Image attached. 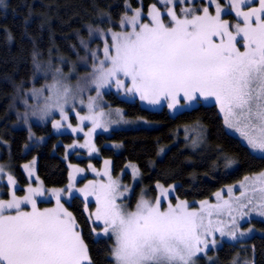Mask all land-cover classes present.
<instances>
[{
  "label": "snow or ice",
  "instance_id": "6c2138e0",
  "mask_svg": "<svg viewBox=\"0 0 264 264\" xmlns=\"http://www.w3.org/2000/svg\"><path fill=\"white\" fill-rule=\"evenodd\" d=\"M161 2L171 4L173 0ZM230 3L236 16L243 19V26L234 25L235 32L230 30L228 21L221 19L219 3L215 15L209 13L207 6L202 10L186 7L180 10L181 18L174 8H168V23L155 6L149 12L150 24L139 22V10L131 17L125 16L121 24L131 25L132 30L112 33V43H105L104 58L99 63L97 53H92V70L81 78L75 91L60 80L33 90V97L44 100L43 106H38L41 118L58 110L61 119L66 120L70 100L75 102L77 94L94 88L97 95L88 97L89 113H77L80 121L92 122L93 128L85 133L90 136L91 131L102 127L103 113L94 110L100 90L114 82L118 89L138 94L150 104L165 98L170 109L179 104L180 94L187 101L214 98L227 128L235 129L252 149L264 153V0L248 11L241 9L245 0ZM197 11L203 14H193ZM217 37L219 42L214 39ZM238 37L244 41V51L237 47ZM36 67L40 68L39 63ZM55 72L61 74L59 68ZM121 76L128 78L131 85L126 87ZM80 103L83 104L82 99ZM53 127L60 128L61 121H54ZM80 146L95 151L90 141ZM232 163L229 161V165ZM137 171L133 166V173ZM8 181L15 183L11 175ZM68 188L71 190L72 185ZM239 188V196L229 186L227 199L217 192V203L201 201L197 210H191L187 201L179 199L174 206L169 203L167 210H162L161 199L167 198L170 191L163 189L154 203L141 199L134 211H127L118 200L129 189L125 186L121 191V185L110 176L108 183L90 182L79 191L85 197L96 198L97 209L92 215L103 223L105 234L115 237L111 253L115 264H195L198 253L210 243L217 244L215 238L209 237L219 233L235 240L238 233L245 235L239 232L238 217L250 212L264 216V172L245 177ZM43 194L41 188H29L23 200L13 196L10 201H0V264H91L74 217L60 203V190L54 193L56 208L38 211L33 197ZM22 202L30 203L32 212L20 211ZM7 209H16V214H5ZM225 216L227 221L220 219Z\"/></svg>",
  "mask_w": 264,
  "mask_h": 264
},
{
  "label": "trees",
  "instance_id": "16d2710c",
  "mask_svg": "<svg viewBox=\"0 0 264 264\" xmlns=\"http://www.w3.org/2000/svg\"><path fill=\"white\" fill-rule=\"evenodd\" d=\"M155 1L142 0L143 8ZM126 3L135 7L139 1L3 0L0 4V135L9 147L1 158L21 185L29 182L21 164L35 157L36 173L43 184L64 186L68 181L64 144L73 136L55 134L50 123L33 124L34 134L45 139L25 150L29 142L27 130L9 125L15 118L8 111L12 97L16 98L17 90L27 88L34 80L37 62H58L59 55L74 57V50L81 53L79 38L85 36V27H116L127 12ZM105 98L110 105L124 109L127 117L142 119L140 126L98 133L97 157L75 152L68 156L73 163L86 165L91 160L96 166L102 158L109 157L114 174H119L127 161L137 164L140 181L134 185L131 207L143 185L154 193V182L175 184L174 195L182 199L209 200L222 187L264 170V154L252 152L239 137L226 130L215 104L198 103L172 115L165 106L148 109L112 90L105 93ZM229 161L233 163L229 165ZM124 175L129 181L130 175ZM69 200L67 209L77 223L91 264H113L112 237H95L93 229L98 226L87 218L85 201L77 194ZM91 206L88 203V208ZM252 223L262 232L243 241L223 242L206 255L196 257L195 264H264V221L255 219Z\"/></svg>",
  "mask_w": 264,
  "mask_h": 264
},
{
  "label": "rangeland",
  "instance_id": "374dc122",
  "mask_svg": "<svg viewBox=\"0 0 264 264\" xmlns=\"http://www.w3.org/2000/svg\"><path fill=\"white\" fill-rule=\"evenodd\" d=\"M139 4L135 7H132L129 5V3H126L127 12L124 13L120 17V19L117 21L116 27H106V28H100V27H93V26H87L85 27V36H80L79 38V44L82 48L81 53H78V51L73 52L75 55L74 57H65L62 55L60 60L58 62H54L53 60H49L47 63H39L40 67L42 66V69H37V74L33 78L34 80L31 81L30 85L27 86V88L22 87L21 89L17 90L18 95L13 96L11 99V104L9 107V113L14 115V120L9 121V125L13 128L22 127L27 130V134L29 135V142L27 145H25V150L30 148V145L35 144L37 142L43 141L45 139V136H37L34 134L32 125L33 124H40V123H50L52 126V131L55 134H62V133H68L73 136V139L64 144V159L66 162V166L68 167V181L65 183L64 186L58 187H47L43 184L41 179L38 178L36 173V158L30 159L28 162H24L21 164V169L23 170L24 174L27 177V180L29 182L25 185H21L19 181L15 178V176L12 174L11 170L8 168L7 164L2 160L1 156L3 155V152L8 151V143L5 141L3 136L0 135V168H3V172L0 173V201H10L13 196H15L17 199L23 200L25 196L28 195V189L29 188H41L43 190V195L34 196L33 199L36 202V209L38 211H44L46 209H53L57 206V198L55 193V190H60V203L63 205L64 209H67V203L70 201V197L72 195H78L82 198V200L85 201V211L87 212V218L89 221H91L93 224L98 226L97 229H93L95 237H99L100 235L104 236H110L113 240V247L115 246V237L109 234H105L103 232V223L95 221L93 213H95L97 209V203L96 198L94 195H89L88 197H85L84 194L79 191V189L85 188V186L89 185L90 182L93 184H99V183H108L109 176L113 179L118 181V183L121 185V191H124V187L127 186L129 191L126 193L124 198H121L118 200V202L126 205L127 211H134L136 208V205L141 199H148L151 202H155L156 197L161 195V192L163 189H170L167 198L161 199V209L167 210L169 203H171L173 206L177 203V200H183L187 201L185 199H182L176 195H174V188L175 184H168V185H162L158 182H154V193L150 192L148 188H146L144 185L140 188L137 199L135 200L132 207L129 205V202L131 200V196L133 193L134 185L140 181V175H139V169L137 167V164H135L132 161H127L125 163V166L120 171L119 174H114L112 172V165L110 158H102L100 164L97 166L91 162V160H88L86 165H80L78 163H73L69 159V154L75 152L76 155L80 156H88L89 158L97 157L99 156V149L95 143V137L98 133H105L110 132L111 130H115L118 128H127L129 127H137L140 126L139 122L142 119H133L131 117H127L125 115L124 109L120 107H115L109 104L107 101V98H105V93L109 90H112L115 94L117 93L118 96L124 99H131V100H137L138 103L148 109H161L162 106H165L170 114L173 115V113L184 110L186 108H191L195 106L198 103L202 104H215L219 110L220 115L223 119V126L226 128L228 132L233 133L237 137L240 138V140L247 145V147L254 153L258 155H262L264 153L259 152L258 150L252 149L247 141L244 139L243 136L239 132H237L235 129H229L224 124V118L223 114L220 112L219 106L216 104L214 98L205 99L203 97H199L196 100L193 101H187L183 98V95L180 94L178 97L179 104L176 105L174 108H169V100L165 98H161L160 102L157 104H150L147 101H143L140 99L138 94L135 93H125L123 89H118L113 82L109 87H105L100 90V96L96 101V112H102L103 116L100 117V121L102 124V127H98L95 129V131H91L90 136H86L85 133H89L90 130L93 128V124L91 121H80L77 113L80 115H87L89 113V109L87 108V102L88 97H96L97 93L94 90V88L90 91L83 92L82 95L77 94L75 97V102H72L70 100L69 104L66 105V112H67V119L62 120L60 112L58 110H53L50 115L44 116L41 118V115L38 111V106H43L44 100L43 98H35L32 96V92L35 89H42L46 88L48 85H51L54 83L55 80H60L62 85H68L70 86L74 91L77 88V85L81 83V78L85 77L93 67V56L92 53L96 52L98 59L96 60V63H99V60L104 58V47L105 43L111 45L112 43V33H118V32H129L132 30V26L128 24H121L122 19L125 16L131 17L135 14L137 10L140 11L141 17H140V23H151V17L149 16V12L152 9L153 6L157 10L160 11L162 19L168 23L170 21V17L167 15V9L168 8H174L177 12V15L183 18V14L181 13L182 8H196L198 10H202L204 7L209 8V13L211 15H215L216 13V3H219L221 6V19L226 20L229 22L230 30L235 32L234 25L237 23L241 24L243 26V19L242 17H237L235 11L231 7L230 0H216V3H210V0H184V2H181V0H173V3L171 4H165L162 3L161 0H156L155 2L149 4L146 9L143 8L142 0H138ZM259 7V0H245V4L241 6L242 11H248L251 8H257ZM193 14H200L202 15V11H197ZM190 18V17H189ZM253 18V23H254ZM91 30V32H90ZM216 42H219V38H214ZM238 43L237 47L244 51L243 44L244 41L242 37H238ZM81 41H84L87 47H85V44H82ZM36 63V64H37ZM59 68L61 70V74H56L55 70ZM66 77V78H65ZM121 79H124L126 84L125 86H130L131 81L126 78L122 77ZM49 93L47 91L44 92V96H47ZM81 99L83 100V104L80 103ZM33 113H36L35 115ZM54 121H61V127L60 128H54L53 122ZM71 125V127H69ZM73 129H77L76 131H73ZM86 141H90L92 145L95 147V151L90 152L87 147H81L80 145L85 144ZM110 145L115 146L117 145L107 142ZM108 162L107 164L105 162ZM28 166V167H25ZM133 166L138 170L135 174L133 173ZM29 168H31V174L29 172ZM80 170V171H78ZM107 171L108 175H105V172ZM264 172V170L259 172H254L253 174L247 175L245 177H254L260 173ZM99 173V175H97ZM128 173L130 175L129 181L124 178V174ZM11 175L15 183H9L8 176ZM135 176V178H134ZM243 177L240 181L237 183H233V194L235 196H239L240 194V188L239 183L244 180ZM72 185V189L69 190L68 186ZM229 186L222 187L217 192H222L224 195V198H228L227 188ZM20 189L22 191L19 193ZM215 192V193H217ZM212 196L209 200H207L209 203L215 204L217 203L216 195ZM204 200L199 201H190L189 203L191 210H197L200 207V202ZM88 203H91L92 206L88 208ZM32 205L27 202H22L20 205V211L22 212H32ZM70 212V211H68ZM5 214H16V209H7L5 210ZM220 219H224L227 221L228 217H221ZM238 227L239 232H244V236H240L239 233L237 234V239L232 240L229 237H221L219 233H215L214 237H209V240L212 238H215L217 240V244L215 246L211 245V243L208 245V247L205 249L204 252L198 253L196 257H199L201 255H206V253L210 249H216L219 247L223 242H237V241H243L246 238H249V236L261 233L262 231L259 230L253 223L252 220L260 219L264 221V216L259 215L257 212H250L247 216L240 218L238 217ZM77 226V223H76ZM76 230L79 232L78 226L76 227ZM81 234V233H80ZM112 253V252H111ZM111 258L113 259L112 255ZM84 264H88V261H85ZM113 264H115V260L113 259Z\"/></svg>",
  "mask_w": 264,
  "mask_h": 264
}]
</instances>
